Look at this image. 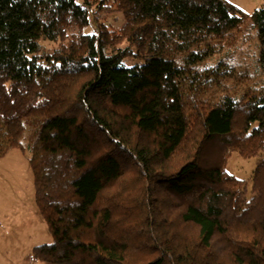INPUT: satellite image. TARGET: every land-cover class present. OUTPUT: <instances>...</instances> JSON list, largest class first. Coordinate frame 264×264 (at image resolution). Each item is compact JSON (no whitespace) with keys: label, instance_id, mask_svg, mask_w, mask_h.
Wrapping results in <instances>:
<instances>
[{"label":"trees","instance_id":"trees-1","mask_svg":"<svg viewBox=\"0 0 264 264\" xmlns=\"http://www.w3.org/2000/svg\"><path fill=\"white\" fill-rule=\"evenodd\" d=\"M239 35L258 41L261 83L215 96ZM27 118L54 238L27 264H264V5L0 0V157L25 149ZM234 152L257 160L250 187Z\"/></svg>","mask_w":264,"mask_h":264},{"label":"rangeland","instance_id":"rangeland-1","mask_svg":"<svg viewBox=\"0 0 264 264\" xmlns=\"http://www.w3.org/2000/svg\"><path fill=\"white\" fill-rule=\"evenodd\" d=\"M252 14L264 5V0H229ZM98 20L105 21L115 28L122 21L118 11L106 10L99 14ZM97 31L93 21L86 32ZM246 38V37H245ZM239 35L235 45H227L220 53L227 57L235 69L234 79L225 81L221 87L213 91L215 96L223 93L241 95L246 88L259 84L262 75L257 67L259 44L255 36L247 40ZM48 48L58 45L57 41H45ZM220 55L207 61L215 63ZM132 59L126 60L127 64ZM247 75V76H244ZM239 81L236 85L235 81ZM38 123L32 118L25 119V131L22 136L21 148L11 149L0 157V264H27L26 257L39 244L51 243L54 238L36 203L34 174L29 163L30 150L28 143L38 129ZM256 158H244L234 152L227 165V170L245 179L251 185Z\"/></svg>","mask_w":264,"mask_h":264}]
</instances>
